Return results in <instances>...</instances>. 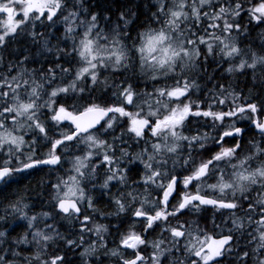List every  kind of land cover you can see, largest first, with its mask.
Returning <instances> with one entry per match:
<instances>
[{
    "label": "flooded vegetation",
    "instance_id": "flooded-vegetation-1",
    "mask_svg": "<svg viewBox=\"0 0 264 264\" xmlns=\"http://www.w3.org/2000/svg\"><path fill=\"white\" fill-rule=\"evenodd\" d=\"M77 1L79 7L85 9L86 21L95 26L94 34L105 37L107 41L102 40L105 47L117 50H129L132 45L138 50L141 17L151 21L158 17L159 11L160 14L170 13L171 17L173 10L172 1L171 6L160 4L158 9V0H105L106 6H102L100 0ZM251 2L252 5L257 3L253 13L239 17L240 21L223 16L220 9L212 24L210 21L204 24V27L208 25L209 32L214 27L213 36L205 31L212 39L200 36L201 50H195L190 57L188 50H173L178 51V56L174 54L165 67L169 77L149 79L150 84L167 81L171 86L165 90L167 94L126 95L125 91L121 104L85 108L78 103L62 102V93L54 95V99L61 102L51 120L56 127L55 145L52 146V142L41 145L31 161L18 155L9 157L10 162L0 163V167H11L12 173L34 167L53 173L51 194L57 203L61 199H74L81 212L87 207L89 211L92 209L91 213L118 215L114 222L85 225L87 244L93 242L86 264H125L138 254L144 256L140 264H153L159 242L156 224L147 229L148 218L141 215L160 213L183 215L180 240L183 255L190 263L192 260L196 264H232L234 261L264 264V133L257 131V125L264 121V96L237 94L233 88L222 93L219 88L220 71L227 66L223 60L233 62L232 58H237L241 50H255L262 51L260 58L264 61V0ZM231 3L240 4V1L231 0ZM140 6L145 8L141 16L137 12ZM125 8L127 12L123 11ZM197 59L204 61L195 62ZM207 59H211L210 62H206ZM162 70L156 68L152 73L158 76L163 74ZM227 70H232L233 76L237 73L232 63L225 68ZM74 81L71 77L68 85L55 88H68ZM199 81H214L215 92L188 93L178 100L173 97V92L179 89L190 92V86ZM89 83L92 85L91 81ZM27 84L17 82L15 89L2 95L8 111L0 110V117L4 116L0 123L6 122V115L10 119L18 116L13 107L19 101L33 103V113H45L44 109H37L36 104L44 100L46 84L41 81L38 88L31 84L37 93L24 95ZM119 86L121 88V83ZM116 96L114 99L120 94ZM89 97L93 100L92 90ZM92 107L105 108L109 115L87 133H78L74 125L62 118V112L76 116ZM173 130L179 131L182 142L163 141L164 138L159 142V135ZM19 161L21 163L17 164ZM15 176L2 189L12 184ZM42 176L46 178L44 173ZM173 182L174 193L164 211L163 197ZM5 183L6 180L1 181L0 186ZM191 196L214 201L192 202L179 211L184 199ZM37 209L32 207L30 212ZM65 216L80 218L82 215L71 212ZM175 229L170 231L172 240ZM74 234L77 236V229ZM34 235L37 236L36 231ZM133 237L139 238L134 246ZM222 237L231 238L222 250L208 248L211 240ZM184 242L188 243L189 252ZM186 253H190L191 260Z\"/></svg>",
    "mask_w": 264,
    "mask_h": 264
},
{
    "label": "trees",
    "instance_id": "trees-1",
    "mask_svg": "<svg viewBox=\"0 0 264 264\" xmlns=\"http://www.w3.org/2000/svg\"><path fill=\"white\" fill-rule=\"evenodd\" d=\"M63 1L65 3L68 0ZM195 1L196 0H186V10L190 14V17L184 20V23L177 26V28L171 29L172 33L180 32L181 37V34H183L184 37L187 36L186 43H189L191 37H194L197 34L202 35L205 31L213 36L215 33L214 27L210 29L209 32L207 30L208 25L204 27V24L208 21H210L209 24H212L215 15H217L220 9L222 10L221 14L223 16L236 17L237 20L240 21L239 17L252 14V10L257 4L252 5L251 0H239L240 4H233L231 3V0H219L215 3H204L203 6H199L198 14L194 15L191 11ZM5 2L14 5L16 9L20 11L25 9L28 0H0V4ZM100 3L102 6L107 5L105 0H100ZM170 3V0H158L156 7L157 9L160 8V4L171 6ZM69 4H71V0H69ZM140 8L141 9L137 8V12H140L139 15L141 16L142 11H144L145 8L143 6H140ZM127 9L128 8H125L123 11L127 12L125 11ZM147 12L149 11L147 10ZM76 13L78 15L77 19H83L85 17L84 11H76ZM24 17L25 16L21 17L20 22H18V25L13 28L11 33L4 32L2 30L5 29L3 25L0 27V33H3L4 35V38L0 43V85H16L17 82H23L33 84L38 88V84L42 81L46 84L47 92L49 87L59 86L66 82V79L72 77L74 70L77 69L78 54L76 55L75 52H71L72 50H75V46L72 41L66 38L64 26L49 30L47 25H40L35 20L28 21ZM170 21V13L160 14V11L158 17L151 21H145L143 16L141 17V20L138 21L140 26H142V30L139 33L142 36L144 31L161 30L162 28H166ZM78 39L79 36L76 35L75 40L78 41ZM139 40H137L138 43ZM182 40L184 41L183 38ZM186 43L185 41L183 42L184 45H186ZM139 45L140 44H138V50ZM127 47H129V45H127ZM240 55L245 57L248 64L249 62H252L250 58L251 56L260 58L262 56V51L241 50ZM210 60L211 59H207L206 62H210ZM203 61V59L195 60V62ZM225 61L226 60H223V63L227 64V66H224L222 71H220V74L222 75L219 88L222 93H226L225 89L229 91L230 88H233L237 94L264 96L263 63H261L258 68H254L255 70H251L250 68L240 70L242 72L236 70L237 73L233 76L229 73L230 71H225V68L228 67L230 63L235 65L236 61ZM79 66L80 65L78 64V67ZM142 66L138 52L135 50V46L132 45L129 50L124 52L123 61L120 67H107L96 77L97 81L94 82L93 85H90L88 81L90 79L82 82V86L79 87L82 89V92H78V97L81 98L78 105H83V107H85L87 105L109 106L111 104H121V102L123 103L124 101V93L129 89H137L135 83L142 82L143 84H146L149 83V79H165L169 77L165 70L166 66L162 67L163 70L161 73L163 74H158V77L154 76V73H152L153 71L141 69ZM231 79H233L232 83L230 82ZM257 82H259V84ZM104 83H107L108 85L104 86ZM118 83H121L122 85L120 88L121 92H118ZM147 87H149V89L146 90L143 95H164L167 94V91L165 90L171 86L166 81L163 82V84L159 82L156 84H148ZM215 87L217 86H215L214 81L211 83L199 81L197 84L190 86L189 94L214 93ZM90 90H92L94 96L93 100H90L89 97ZM118 94H120V97L114 99ZM65 99H68V96ZM6 104L7 102L2 96H0V110H4V108L7 107ZM36 105H39V103ZM46 112L47 111L45 110L43 117L36 114V116L32 118L37 121V127L40 125L43 126L44 121L46 123L51 120ZM47 131L48 134L52 132L48 128ZM174 133L172 132L174 138L163 141L182 142L180 139V133L178 137H176ZM53 136L54 134L48 136L49 140L45 142L46 145L53 140ZM39 149L40 145L37 144L32 148L34 154H36ZM2 150L3 149L0 148V159H4ZM2 161H0V163ZM42 173L46 175V178L45 176H42ZM14 176L15 178L13 180L15 181L5 189H2V187L5 186L7 182H10ZM52 181L53 173L42 172L41 168L34 167L21 173L10 174L6 179V183L0 186V212L4 211V208L6 207L14 206L13 204L20 202L26 203L31 209L32 207H37L39 210L48 209L51 211V216L49 218H43L41 214L35 211L37 213L35 215L39 216L38 218L42 220H39L41 221L39 224L42 226L38 224V229H35L36 227H27L29 224V215H34L32 213L30 214V212L28 213L29 215L21 213L23 215L20 216V219L13 217V219L8 218L6 222L0 223V232L2 230L6 231L4 234H0L1 264V258L3 257L7 261L13 262V264H39V262L42 264H86V256L82 255L81 252L76 249V243H78L80 236H83V244L88 243V240L85 239L88 237L87 232H85V224L89 222V220L86 217H83L84 214H82L80 218H71L55 210L56 200L54 199L53 194H51ZM112 201L113 199L111 202ZM104 214L105 213L101 216L103 219L106 216ZM108 217H111L108 219L110 222H114L115 218H117L112 215H108ZM127 218H129V215H127ZM1 220L2 218L0 216V221ZM76 220L81 222V226L84 227H75L73 222ZM51 221H54L53 224L56 225L55 228H48L49 226L46 227V224ZM103 221H107V219ZM183 222V215L179 213L176 215H165L162 220L156 223L155 234L157 239L159 241L162 240L165 251H168L159 264H191L183 255L184 252L181 248V242H174L170 238V231L172 228H182ZM41 229L45 235L39 233L42 231ZM76 229L77 236L74 235ZM34 230L40 238L39 240L38 237L34 235ZM35 257H38V261H33ZM59 257L61 260H58ZM232 264L241 263L234 261Z\"/></svg>",
    "mask_w": 264,
    "mask_h": 264
},
{
    "label": "rangeland",
    "instance_id": "rangeland-1",
    "mask_svg": "<svg viewBox=\"0 0 264 264\" xmlns=\"http://www.w3.org/2000/svg\"><path fill=\"white\" fill-rule=\"evenodd\" d=\"M210 1L211 0H196L194 6L192 7V11H191L192 14L194 15L198 14L199 6H203L204 3H208ZM172 2H174L176 5L173 6L172 19L167 24V27L157 31H146L141 37L139 50H137L140 57V61L142 62L143 65L141 69L153 70L159 67L167 66L172 61L171 58L174 57V54L175 56H178V51L173 52V50H188L189 57L194 54L195 50H198L199 42L202 41V39H199L198 37L190 36L191 37L190 44L184 45L183 44L184 41L182 40V38L184 37L183 34H181L182 35L181 37L180 32L178 33L171 32V29L177 28L178 25H181L182 23H184V20L190 17V14L186 10L187 8L186 0H172ZM81 4L83 5V2H81ZM76 5L81 6L79 3L76 2H74L73 5L69 4V0L66 1L65 3L63 0H28L25 9L20 11L17 10L13 18H7L4 16L0 17V27L3 25L5 29L2 30L7 33H11L13 31V28L18 25V22H20L21 17L25 16L24 18H26L28 21L35 20L40 25L42 24L47 25V28L49 30H53L55 28H58L59 26H64L66 31L65 36L67 39L72 41L74 46H75V42H74L75 37L76 35L79 36V39L77 41L78 47L76 46L78 50L71 49L72 50L71 52H75L76 55L78 54L77 69L72 74V77L74 78L75 81L68 88L64 86H62L61 88L49 87L48 91L47 92L45 91L46 93L44 100H42L39 103V105H36L37 109L46 110L50 114L51 120L55 113L56 107L61 103L54 99V95H58L62 93L63 102L74 105L79 101L77 88L82 86V84L80 83L85 82L88 79H93L95 81L96 77L100 75L101 72L105 70L107 67H111V68L120 67L123 61L124 50L109 49V47H105V45L102 44V40H104V36L94 35V32L96 31L95 26H93V24L89 22H85V20L81 18L77 19L78 15L76 13ZM49 6L56 8L59 12L58 16L55 19H49L48 15L42 12L43 8ZM79 9L81 11L85 10L83 7L82 8L79 7ZM3 38H4L3 33H0V43L2 42ZM232 60L236 61V70L239 72H242L240 70H243L245 68H250L251 70H255L254 68H258L261 62H264L261 58L260 59L254 58L253 62H249L248 64L244 58L237 57V58H232ZM78 64L80 65L79 67ZM231 72L232 71H230L229 73ZM70 78H68V80H70ZM257 83L259 84V82ZM148 84L150 83L143 84L142 82H137L135 83L137 89L136 90L129 89L126 95L128 94L131 95L133 93L134 95H138V94L143 95L144 91L149 89V87H147ZM103 85L106 86L108 84L104 83ZM27 86H28L27 88L25 87L24 95L28 94L29 92H30L29 94H34V95L37 93L36 89H34V87L31 84H27ZM15 87L16 85H0V96L4 94L1 90L4 91L5 89L7 91L10 89H15ZM119 89L120 86L118 87V90ZM22 90H24V88H22ZM65 96L66 97L68 96V99H65L66 98ZM13 109H16L18 116L11 119L7 115L5 116V118H8V121L10 122L8 123L7 121L5 125L4 123L1 124L0 148L3 149L2 152L4 155V159H7L8 157L11 156L12 157L18 155L21 156L23 154L24 157L27 158V160L30 159L29 161H31L32 159H34V157L33 154H31V152L29 151V149L33 148L34 145L36 144L37 145L45 144V142L49 140L48 136L50 134L51 135L55 134L56 131L55 122L50 120L45 123L44 121L43 126L40 125L39 127H37L36 126L37 121L33 120L31 118L32 115L30 114V112H32L31 110L33 109V105L32 103H28L25 100L19 101L16 104H14ZM4 111L7 113L8 107L4 108ZM3 118L4 116H1L0 121H3ZM4 127L5 130H2L4 129ZM47 128L50 131H52L50 134H48ZM163 135L164 134L158 136V138H161L159 142H161L163 138L167 139L169 137L168 135L165 136ZM175 136L178 137V135ZM54 145L55 143L52 142V146ZM2 160L3 158L0 159V161ZM20 163H21L20 161L17 162V164ZM29 163L32 164L31 162ZM91 210L89 211V208L87 207H85L84 209L83 217H86L89 220V222H87L86 224L92 222V224L103 225L104 223L110 222L108 219H110L111 217L108 218V214H104L107 215V217L105 216V218L102 219L101 218V216L103 215L102 213H91ZM32 211L31 213L33 214L34 212ZM29 212H30V207L23 202L17 203V205L14 204V206L6 207L4 208V211L0 212V216L2 218L0 223L6 222L8 218L13 219V217H17L20 219V216L23 215L21 213L28 214ZM37 213L41 214L43 218L45 217L49 218L51 216L50 214L51 211L49 210L46 211L45 209L39 210V212L37 210ZM112 216L116 217L117 215H112ZM29 217L30 218H28V220H30V222L27 226L30 225V227H34V228L36 227L35 229H38L37 225L42 220L38 218L39 216L35 215V213L32 216L29 215ZM106 219L107 221H103ZM75 222L73 223L74 224L78 223L77 224L78 228L84 227L81 226L82 225L81 222L79 221H77L76 223ZM49 223L53 224L54 221L48 222V224ZM48 224H46V227L49 226L48 228H50L51 226ZM5 232L6 231L2 230L0 234H4ZM39 233H42L41 235H45L43 234L44 233L43 230ZM85 239L88 240L87 237ZM176 239L177 238H174L173 240L177 241ZM91 244L89 245L92 246ZM89 245L83 244V236H80L78 243L76 245V249L81 251L82 255L86 256L89 254L91 250ZM157 246H158L157 256L153 264H159V262H161L164 255L166 254L164 246L162 245L161 241L158 242ZM183 246L186 249V251L189 252L188 243L184 242ZM181 248L183 249V247ZM186 254L189 256V260H191L190 253H186ZM1 261L2 264H13V262L7 261L4 257L1 258ZM33 261H38V257H35ZM39 264L42 263L39 262ZM148 264H152V263H148ZM191 264H196V262H193L191 260Z\"/></svg>",
    "mask_w": 264,
    "mask_h": 264
},
{
    "label": "water",
    "instance_id": "water-1",
    "mask_svg": "<svg viewBox=\"0 0 264 264\" xmlns=\"http://www.w3.org/2000/svg\"><path fill=\"white\" fill-rule=\"evenodd\" d=\"M15 8L13 6H2L0 7V15H7V16H12L14 14ZM44 12L48 13L51 18H54L57 15V11L52 8V7H46L43 9ZM187 94L186 91L184 90H178L174 93V97L176 99H180L184 97ZM108 113L102 109V108H93L89 109L85 112L80 113L78 116L71 118L69 117V120L71 123H74L79 131L81 132H87L91 129H94L98 122L102 119H105L107 117ZM67 116V115H65ZM88 122L91 124L89 125ZM257 131L259 133H264V121L261 125H257ZM9 174V168H0V182ZM200 176L197 175V177ZM174 187H175V182H173L170 186V188L165 192L164 197H163V207L165 211L167 210V205L168 202L171 198V196L174 193ZM211 199L204 198L201 196H191V197H186L184 201L182 202L180 206V210H183L185 206L189 203L192 202H205V203H211ZM213 203V202H212ZM57 210L63 214H69L71 211H73L76 215L81 214V210L75 200L71 199H63L59 201L57 205ZM141 217L148 218V226L149 228L153 223L160 221L163 218V213H160L158 215H141ZM175 233L181 237L182 231L176 229ZM133 239V244L134 246L137 243L138 238H132ZM231 241L230 237H222L219 239H213L208 245V248H216L217 250H222L224 246ZM141 261H143V255L138 254L134 259L131 261L126 262L125 264H138Z\"/></svg>",
    "mask_w": 264,
    "mask_h": 264
},
{
    "label": "bare ground",
    "instance_id": "bare-ground-1",
    "mask_svg": "<svg viewBox=\"0 0 264 264\" xmlns=\"http://www.w3.org/2000/svg\"><path fill=\"white\" fill-rule=\"evenodd\" d=\"M74 2H76V3H79L77 0H71V4L73 5V3ZM226 3V2H225ZM85 5V4H84ZM109 21V20H108ZM116 23V22H115ZM111 29V28H110ZM117 30V29H116ZM217 30V29H216ZM262 33V32H261ZM255 35V34H254ZM122 37V36H121ZM233 40V39H232ZM136 41V40H135ZM136 43V42H135ZM255 44V43H254ZM137 46H138V44H136ZM215 54V53H214ZM226 62V61H225ZM183 67V66H182ZM191 70H192V68H191ZM171 73V72H170ZM63 79V78H62ZM119 84V83H118ZM28 87V86H27ZM29 89V88H28ZM27 90V89H26ZM131 90V89H130ZM136 90V89H135ZM4 91H6L5 89H4ZM3 91V93H5ZM118 92H120V90H118ZM145 92V91H144ZM46 93V92H45ZM131 93H132V91H131ZM174 93V92H173ZM245 93V92H244ZM133 95H134V93H133ZM139 95V94H138ZM142 95V94H141ZM261 96V95H260ZM66 97V96H65ZM252 97V96H251ZM63 101V100H62ZM56 102V101H55ZM141 103V102H140ZM58 104V103H57ZM56 104V105H57ZM170 104V103H169ZM131 110V109H130ZM80 114V113H79ZM79 114H77L76 116H78ZM112 117V116H111ZM252 121V120H251ZM246 122V121H245ZM117 125V124H116ZM208 130V129H207ZM193 134V133H192ZM221 135V134H220ZM215 138V137H214ZM121 146V145H120ZM224 155V154H223ZM142 162V161H141ZM138 163V162H137ZM127 167V166H126ZM65 169V168H64ZM87 176V175H86ZM93 178V177H92ZM104 191V190H103ZM3 196V195H2ZM52 196V195H51ZM140 196V195H139ZM16 197V196H15ZM12 198V197H11ZM14 198V197H13ZM109 198V197H108ZM124 199V198H123ZM137 201V200H136ZM106 202L104 201V204H105ZM110 203H112V202H110ZM133 203V202H132ZM109 204V203H108ZM14 205V204H13ZM15 205H17V204H15ZM112 206V205H111ZM42 207V206H41ZM102 207V206H101ZM107 207H109V206H107ZM51 209V208H50ZM38 210V212H39V209H37ZM37 210H36V212H37ZM46 211L48 210V209H45ZM55 210L58 212V210H57V207L55 206ZM106 211V210H105ZM114 211V210H113ZM10 212H11V210H10ZM36 212H34L35 214H36ZM107 212V211H106ZM31 213V212H30ZM33 213V214H34ZM84 213V208H83V210H82V212H81V215ZM109 213H111V212H109ZM191 213V212H190ZM16 214V213H15ZM23 214H25V213H23ZM29 215V214H28ZM44 215V214H43ZM128 215V214H127ZM15 216V215H14ZM59 216V215H58ZM118 216V215H117ZM25 217V216H24ZM106 217H107V215H106ZM122 217V216H121ZM124 217V216H123ZM30 218V217H29ZM59 218V217H58ZM109 218V217H108ZM103 219V218H102ZM123 219V218H122ZM33 220V219H32ZM77 221V220H76ZM16 222V221H15ZM29 222H30V220H29ZM187 222V221H186ZM35 223V222H34ZM76 223V222H75ZM37 224V223H36ZM1 225V224H0ZM40 225V224H39ZM38 225V226H39ZM48 225H51V224H48ZM65 225H67V224H65ZM86 225V224H85ZM30 226V225H29ZM40 226H42V225H40ZM80 226V225H79ZM148 226V225H147ZM28 227V226H27ZM51 227H53V228H55L56 227V225L55 224H52L51 225ZM77 227H78V225H77ZM140 227V226H139ZM24 228H25V226H24ZM27 229V228H26ZM148 229V228H147ZM192 230V229H191ZM31 231V230H30ZM35 231V230H34ZM159 231V230H158ZM187 232V231H186ZM153 233V232H152ZM188 233H189V231H188ZM186 234V233H185ZM199 234V233H198ZM75 235V234H74ZM112 235V234H111ZM157 237V236H156ZM133 238H137V237H133ZM148 239V238H147ZM19 240V239H18ZM26 240V239H25ZM35 240V239H34ZM37 240V239H36ZM114 240V239H113ZM77 241V240H76ZM104 241V240H103ZM22 242H24V241H22ZM34 242V241H33ZM113 242V241H112ZM98 243V242H97ZM104 243V242H103ZM77 244V243H76ZM89 245V244H88ZM75 246V245H74ZM90 246V245H89ZM108 247V246H107ZM91 248V247H90ZM89 248V249H90ZM195 248V247H194ZM3 250V249H2ZM259 250V249H258ZM18 252V251H17ZM1 253V252H0ZM99 253V252H98ZM3 255V254H2ZM103 255V254H102ZM224 256V255H223ZM197 257V256H196ZM255 259V258H254ZM58 260H61V258L59 257L58 258ZM223 260V259H222ZM220 261V260H219ZM232 261V260H231ZM109 262V261H108ZM93 263V262H92ZM229 264V263H228Z\"/></svg>",
    "mask_w": 264,
    "mask_h": 264
}]
</instances>
